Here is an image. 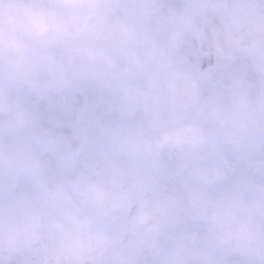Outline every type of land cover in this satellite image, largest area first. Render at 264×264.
Masks as SVG:
<instances>
[{
    "label": "clouds",
    "instance_id": "9594fccd",
    "mask_svg": "<svg viewBox=\"0 0 264 264\" xmlns=\"http://www.w3.org/2000/svg\"><path fill=\"white\" fill-rule=\"evenodd\" d=\"M40 11L77 33L47 65L17 54ZM259 80L264 0H0V264H264V202L197 186L193 220L172 179L193 149L216 174L218 133L255 178ZM45 181L83 208L36 239Z\"/></svg>",
    "mask_w": 264,
    "mask_h": 264
},
{
    "label": "snow or ice",
    "instance_id": "6c2138e0",
    "mask_svg": "<svg viewBox=\"0 0 264 264\" xmlns=\"http://www.w3.org/2000/svg\"><path fill=\"white\" fill-rule=\"evenodd\" d=\"M38 20L31 29V36L24 42V46L17 45V54L23 58L30 45L32 54L40 58L42 65H47L52 56L53 50L58 46H65L66 53L71 55L72 49L69 46L74 40L77 33L70 31L69 26L62 19H54L53 14L48 11H40L34 13ZM89 27L87 21L81 26V30ZM255 89L256 108L250 114L257 123V135L259 137V147L264 150V80H259L254 84L248 85ZM242 102L247 104L246 89L242 95ZM214 117L218 113L212 114ZM222 133H218L215 150L211 153V158L218 165L216 174L203 173L200 170V161L195 149L187 152L183 156V162L175 171L172 179L179 188L187 190L193 195V210L197 213L192 219H199L198 203L204 197V193L199 191L197 186H206L210 193L222 192L223 199L229 201L234 206H243L249 203V196H254L256 201L264 202V155L256 162V176L253 178L249 169L238 161H229L223 153L220 145V137ZM169 137H165L168 140ZM204 139V138H201ZM78 185L75 182L70 184H54L50 185L47 181L41 187V203L38 210L32 212V216L36 219L35 238L41 239L43 236L50 235L56 229L63 227L67 220H77L78 213L83 208L82 202L75 201L71 194L70 188L76 189ZM142 193H138V196ZM30 203V202H29ZM123 207L122 201H114L108 211L118 213ZM180 215L172 213L167 217L166 223L169 221H179ZM46 227L48 232L42 233L41 226ZM156 233L162 231V228L154 229ZM193 238L197 239V234H193Z\"/></svg>",
    "mask_w": 264,
    "mask_h": 264
}]
</instances>
